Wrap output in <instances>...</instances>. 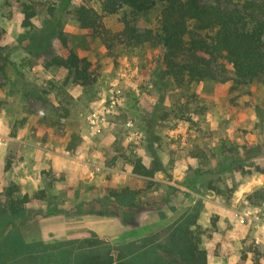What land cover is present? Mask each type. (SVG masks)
I'll return each mask as SVG.
<instances>
[{
  "label": "rangeland",
  "instance_id": "obj_1",
  "mask_svg": "<svg viewBox=\"0 0 264 264\" xmlns=\"http://www.w3.org/2000/svg\"><path fill=\"white\" fill-rule=\"evenodd\" d=\"M55 3L26 29L19 0H0V197L11 185L47 194L0 238L17 229L33 254L97 239L117 258L143 239L166 245L182 223L198 228L209 264H264V78L237 91L178 87L160 80L158 49H108L83 32L73 11L100 9L97 0ZM157 13L138 25L152 27ZM122 14L104 19L111 32ZM70 51L92 63L94 85L50 65ZM136 159L161 168L138 175ZM124 189L131 201L119 202Z\"/></svg>",
  "mask_w": 264,
  "mask_h": 264
},
{
  "label": "trees",
  "instance_id": "obj_2",
  "mask_svg": "<svg viewBox=\"0 0 264 264\" xmlns=\"http://www.w3.org/2000/svg\"><path fill=\"white\" fill-rule=\"evenodd\" d=\"M55 1L19 0L22 27L33 28V20L41 9L46 8L48 15L53 16ZM97 1L100 9L80 5L73 11L83 32L108 49L116 44L132 49L144 46L158 49L162 64L160 80L169 78L181 88L204 82L230 83V90L237 91L264 78V0ZM121 12L123 29L113 33L104 19ZM153 12H158L156 24L141 28L138 19ZM50 65L66 69L73 81L81 85L92 86L97 81L92 63L75 51H70L66 58L54 57ZM164 84L169 86L168 82ZM132 164L134 173L150 178L161 168L157 160V168L147 167L141 159L133 160ZM19 193V187L11 185L5 189V199L0 197V236L8 224L27 218L28 203L47 197L44 190L33 197ZM130 194L124 189L115 196L125 199L119 202H127L131 201ZM198 231L181 223L172 229L166 245L143 239L120 246L115 258L112 247L97 239L75 242L77 250L45 248L33 254L19 231L12 229L7 237L0 238V264H209ZM161 247L176 259L170 262L165 259L158 250Z\"/></svg>",
  "mask_w": 264,
  "mask_h": 264
}]
</instances>
